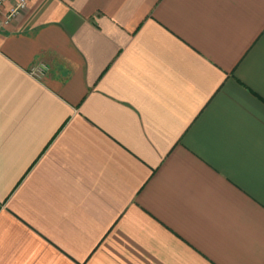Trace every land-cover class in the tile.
Masks as SVG:
<instances>
[{
  "label": "crops",
  "instance_id": "0c3cea01",
  "mask_svg": "<svg viewBox=\"0 0 264 264\" xmlns=\"http://www.w3.org/2000/svg\"><path fill=\"white\" fill-rule=\"evenodd\" d=\"M17 1L0 264H264V0Z\"/></svg>",
  "mask_w": 264,
  "mask_h": 264
},
{
  "label": "built area",
  "instance_id": "2783aa9c",
  "mask_svg": "<svg viewBox=\"0 0 264 264\" xmlns=\"http://www.w3.org/2000/svg\"><path fill=\"white\" fill-rule=\"evenodd\" d=\"M9 0H0V5ZM28 0H18L11 8L9 17L13 18L21 14L27 9ZM49 70V67L44 63H39L31 68V75L37 79H41L45 73Z\"/></svg>",
  "mask_w": 264,
  "mask_h": 264
}]
</instances>
